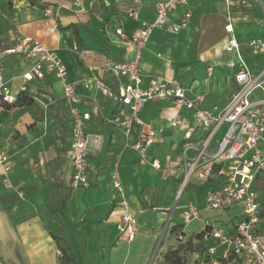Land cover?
<instances>
[{
	"label": "crops",
	"instance_id": "1",
	"mask_svg": "<svg viewBox=\"0 0 264 264\" xmlns=\"http://www.w3.org/2000/svg\"><path fill=\"white\" fill-rule=\"evenodd\" d=\"M158 1L77 0V6L74 0H0V50L12 47L15 36L31 38L54 50L67 70L75 93L80 96V110L91 114V120L85 125L90 146L87 157L90 186L70 190L66 185L64 210L57 214L43 210L36 198L12 203L11 195L13 184L25 178L37 159L53 151L46 143L39 110L51 106L62 110L59 82L48 77L26 83L24 95L32 98L33 107H0V147L12 156L9 186L2 182L0 168V211L6 217L4 225H0V264H61L52 236L67 243L74 264H145L154 254L156 259L160 257L156 256V248L161 253L168 247H173L171 251L178 249L173 245L180 244L169 241L170 237L165 245L160 243L157 247L161 231L157 222L165 223L174 206L193 204L202 208L207 190L205 185L194 182L188 186L191 191L190 196H185L187 200L181 203L185 191L177 200L182 176L178 164L186 129L168 126L169 119L175 115L168 102L148 103L140 112L141 120L164 131L149 148L147 162L141 163L137 153L127 147L123 134L106 121L115 114L118 102L96 91V83L103 81L115 95L118 93V85L102 70L105 59L130 62L134 58L130 39L116 36L114 30L121 27L127 38L135 36L138 23L128 19L126 13L137 11L141 20L150 21ZM239 1L188 0L192 18L186 30L179 34L159 30L149 37L139 62L140 86L145 88L156 78L177 81L189 90V96L203 95L204 108H223L236 92L233 75L241 63L253 73L264 68V53L254 52L247 46L250 40L264 42V0H243L245 5ZM194 16L202 31L211 29L208 22L215 18L219 38L196 59L184 60V47L191 43L189 35ZM228 24L232 26L231 34L224 31ZM74 28L80 39L79 47L73 36ZM160 38L165 40V48H170V52L155 47ZM229 41L238 44V50L227 53ZM0 62L4 65L3 81L10 94L17 98L23 85L22 76L29 72L30 63L20 56H0ZM253 98L263 100L264 93L255 92ZM64 112L67 132L58 157L69 179L71 124L67 111ZM180 115L191 132L189 141H197L199 132L192 128L190 114L182 111ZM139 132L135 127L129 142H135ZM94 140H98L97 144ZM153 161L160 169L152 167ZM114 165L122 186L120 194L115 193L111 184ZM168 182L175 187L171 196L164 195ZM200 188L204 189L201 194ZM196 194L199 203L191 201ZM119 200H124L136 216V235L131 242L119 239ZM33 211L39 214L26 218ZM237 213L235 210L227 214L232 218Z\"/></svg>",
	"mask_w": 264,
	"mask_h": 264
},
{
	"label": "built area",
	"instance_id": "2",
	"mask_svg": "<svg viewBox=\"0 0 264 264\" xmlns=\"http://www.w3.org/2000/svg\"><path fill=\"white\" fill-rule=\"evenodd\" d=\"M75 5H79L74 0ZM261 2L260 0H257ZM240 5H245L243 0ZM152 20H141L139 13L129 10L126 17L138 23L135 36L127 38L121 27L114 34L130 39L134 47V58L130 62H117L105 59L102 70L118 85L115 93L103 81L96 83V91L102 97L116 100L115 114L107 123L117 128L127 141V147L137 153L141 163L147 162V152L163 129H155L151 123H144L140 112L151 102L166 101L175 115L169 119L170 128H183L185 141L180 149L178 170L182 172L179 194L194 182L205 185L207 190L202 208L193 204L174 206L169 219L159 232L158 244L162 242L171 225V217L177 215L188 223L199 220L202 213L215 211H235L229 218L228 226L221 227L209 221H203L199 234L191 235L196 261L203 264H264V210L258 203L256 184L264 189V99H255V92L264 93V68L250 72L243 63L233 75L236 92L221 109L216 106L204 108L203 95H188L189 90L173 80L156 78L145 88L140 86L139 62L142 50L149 37L155 31L169 30L174 34L186 30L191 22L192 12L188 0H160L155 4ZM227 34L232 26L224 27ZM247 46L252 51L264 53V42L250 40ZM239 46L229 41L227 53ZM0 56H20L30 63V70L22 76L23 85L19 95L25 93V84L55 78L61 86V100L67 107L71 124V142L68 150L70 176L68 188L78 190L88 188L89 139L85 134V125L91 120V114L80 110L81 99L68 79L65 66L54 50L43 47L38 41L28 37L15 36L12 47L0 50ZM4 65L0 62V104L13 105L16 101L3 81ZM41 95V94H40ZM186 111L193 119L195 131L199 132L197 141H189L191 132L184 126L181 112ZM138 127L140 132L135 142H129L132 130ZM98 142V140H94ZM12 156L0 147V168L3 183L9 186ZM160 169L156 161L151 162ZM174 175V172H173ZM111 184L116 194L122 191L117 167L113 166ZM120 210L119 239L126 242L134 240L136 235V216L124 200L117 203ZM176 242L186 244L181 231L176 232ZM158 245V247H159ZM155 257L151 258L153 261Z\"/></svg>",
	"mask_w": 264,
	"mask_h": 264
},
{
	"label": "rangeland",
	"instance_id": "3",
	"mask_svg": "<svg viewBox=\"0 0 264 264\" xmlns=\"http://www.w3.org/2000/svg\"><path fill=\"white\" fill-rule=\"evenodd\" d=\"M208 24L210 25L211 29H209L208 31H202L201 28L200 30L198 18L194 16L191 33L189 35L191 43H189L187 47H184L186 51V57L184 60L196 59L205 47H209L217 43L219 35L216 32L215 18H211ZM162 39L155 47H161L165 51L170 52V48H165L167 47V45L165 40ZM171 57L173 59V54ZM173 66L175 67L176 64L174 63ZM34 104V101H32L31 104L24 107H33ZM0 107L2 109H7L8 107H10V105L1 104ZM38 110L39 108H37V111ZM65 110L67 111V107L64 105V103L62 105V110L60 108L56 109L52 106L39 110L41 111L40 123L42 124V129L47 139L46 143L48 146L53 147V154L49 152L45 154L42 159H37L35 161V165L31 166V168L28 170L25 178H21L20 180H17L15 184H13V193L11 195L12 203H25L28 202L31 198H36L37 201L40 202L43 210L47 209L48 211L50 210L53 213L57 214L64 210L62 206L63 204H65L64 198L68 177L66 174L65 166L60 162L58 154L60 151H62L65 143V133L67 132V126L65 124ZM176 185H178V183ZM190 189L191 188L189 187L185 190V193L181 199V203H184L187 200L185 196H190ZM255 189L258 193V203L260 204L261 209L264 210V189L260 188L258 184H256ZM174 190L175 187L173 188V185L168 182L167 188L164 190V195L171 196L173 195L172 191ZM203 191L204 189L200 188L198 190V193L201 194L203 193ZM191 201L199 203L197 194L191 198ZM53 209H55V211H53ZM38 214V211H33L28 213V215L26 214V218L35 217ZM167 220L168 218L166 219V222ZM203 221H209L215 225H220L221 227H226L228 226V223H230L227 212L223 211L202 213L199 220H193L188 223H184L183 220L177 215L176 211L172 223H174L173 225L175 226H181L179 231L183 233L185 241H189L191 235L200 233L203 228ZM5 222V214L0 211V225H4ZM166 222H157V228L163 232ZM153 225H155V222H153ZM165 236L166 239L163 238L161 242L162 245H165L167 243L168 237H170L169 241L176 240V232L174 231L172 232L168 230V233ZM158 245L159 244H157V247ZM173 246L175 248H181V251L177 252L179 255H175V257H167L169 254H171V252H173L171 251L173 247H168V249L164 250L162 253L161 251H158V248H156V256L159 254L160 257L158 259L154 257V260H156L150 261L149 263L147 259V261H145V264H193L194 260H196L198 256L197 254L192 255L190 250H184V247L181 245L176 244Z\"/></svg>",
	"mask_w": 264,
	"mask_h": 264
},
{
	"label": "trees",
	"instance_id": "4",
	"mask_svg": "<svg viewBox=\"0 0 264 264\" xmlns=\"http://www.w3.org/2000/svg\"><path fill=\"white\" fill-rule=\"evenodd\" d=\"M29 1H31V0H29ZM73 36H74V39L76 41V44L79 47L81 45V43H80V39L78 37L77 31L75 28L73 29ZM32 101H33L32 98L28 97L27 95L22 94L16 98L15 103L11 106H13V107L14 106H19V107L27 106V105L31 104ZM180 227L181 226L176 225L173 227V229L171 231L177 232L180 229ZM52 238H53V241H54L56 248L59 252L58 261L61 264H74L73 256L70 253V250L67 246V243L59 237L52 236ZM182 246L184 247V250H190L191 253H194L193 245L191 244V241H188L186 244H184ZM179 251H181V248H178L176 251L171 252V254H169L167 257H170V256L175 257V255H178L177 252H179ZM206 263H207V260H205L203 264H206ZM194 264H200V263L195 261Z\"/></svg>",
	"mask_w": 264,
	"mask_h": 264
}]
</instances>
